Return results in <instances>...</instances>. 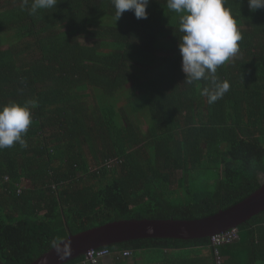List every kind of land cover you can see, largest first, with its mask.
<instances>
[{
	"label": "trees",
	"instance_id": "trees-1",
	"mask_svg": "<svg viewBox=\"0 0 264 264\" xmlns=\"http://www.w3.org/2000/svg\"><path fill=\"white\" fill-rule=\"evenodd\" d=\"M21 3L0 5V107L34 104L27 148L0 150V264H32L53 239L115 221L210 217L262 187L264 9L228 0L242 39L217 70L230 90L210 104L203 81L182 83L180 14L167 0L119 21L111 0H57L35 16ZM237 229L220 246L101 247L113 253L101 264H217V252L222 264H264V211Z\"/></svg>",
	"mask_w": 264,
	"mask_h": 264
},
{
	"label": "clouds",
	"instance_id": "clouds-1",
	"mask_svg": "<svg viewBox=\"0 0 264 264\" xmlns=\"http://www.w3.org/2000/svg\"><path fill=\"white\" fill-rule=\"evenodd\" d=\"M111 2L115 8L116 21L129 10L134 12L138 20L148 18L147 8L151 0ZM227 2L228 0H167V8L180 14L179 32L183 35L179 37L178 47L181 70L185 74L182 83L193 85L203 81L205 86L201 89V95L206 96L210 104L223 98L230 90V82L222 80L217 75V70L238 54L239 42L242 39L235 18L237 13L226 7ZM247 2L252 12L264 9V0ZM21 6L28 10L30 15L35 16L39 10L56 7L57 0H22ZM33 104V101L23 104L12 101L0 107V150L11 148L17 143L22 148H27L24 137L32 124ZM8 180L9 177H5L4 181ZM22 186L23 183L19 187ZM59 239H53L51 247L56 250L59 259L63 260L68 254V249L61 246Z\"/></svg>",
	"mask_w": 264,
	"mask_h": 264
},
{
	"label": "water",
	"instance_id": "water-1",
	"mask_svg": "<svg viewBox=\"0 0 264 264\" xmlns=\"http://www.w3.org/2000/svg\"><path fill=\"white\" fill-rule=\"evenodd\" d=\"M264 211V184L242 202L216 215L195 220L131 219L89 229L60 242L68 254L60 260L55 249L32 264H65L90 249L142 238L194 239L213 237L248 222Z\"/></svg>",
	"mask_w": 264,
	"mask_h": 264
},
{
	"label": "built area",
	"instance_id": "built-area-1",
	"mask_svg": "<svg viewBox=\"0 0 264 264\" xmlns=\"http://www.w3.org/2000/svg\"><path fill=\"white\" fill-rule=\"evenodd\" d=\"M239 230L237 228L232 229L230 231H227L222 234H217L212 237L213 244L216 246H220L222 244H231L235 241H238L239 236ZM113 255L109 250H97V249H91L86 254V258L84 261V264H101L102 260ZM217 255V264H222V258L220 257L219 253H216ZM124 258L126 256H129V253H124L122 255Z\"/></svg>",
	"mask_w": 264,
	"mask_h": 264
},
{
	"label": "rangeland",
	"instance_id": "rangeland-1",
	"mask_svg": "<svg viewBox=\"0 0 264 264\" xmlns=\"http://www.w3.org/2000/svg\"><path fill=\"white\" fill-rule=\"evenodd\" d=\"M6 2V0H0V5L4 4Z\"/></svg>",
	"mask_w": 264,
	"mask_h": 264
}]
</instances>
